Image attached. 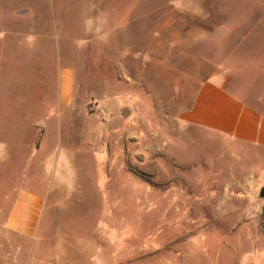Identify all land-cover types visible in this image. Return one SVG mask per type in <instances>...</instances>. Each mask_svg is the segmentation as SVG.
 <instances>
[{"label": "rangeland", "instance_id": "rangeland-1", "mask_svg": "<svg viewBox=\"0 0 264 264\" xmlns=\"http://www.w3.org/2000/svg\"><path fill=\"white\" fill-rule=\"evenodd\" d=\"M219 66L264 96V0H0V264H264V149L181 121Z\"/></svg>", "mask_w": 264, "mask_h": 264}, {"label": "crops", "instance_id": "crops-1", "mask_svg": "<svg viewBox=\"0 0 264 264\" xmlns=\"http://www.w3.org/2000/svg\"><path fill=\"white\" fill-rule=\"evenodd\" d=\"M196 29L209 32L205 28ZM117 44L118 50H121V43ZM243 88L242 82L234 79L229 67H216L199 81L190 107L182 114L181 121L200 130L264 149V96L249 93L246 96L253 95V98H244L246 91ZM67 99L63 97V100ZM60 135L58 131V139ZM63 155L69 159L68 151L58 142L50 159L57 162ZM43 207V196L28 190L20 191L9 213L7 226L21 236L34 237Z\"/></svg>", "mask_w": 264, "mask_h": 264}, {"label": "water", "instance_id": "water-1", "mask_svg": "<svg viewBox=\"0 0 264 264\" xmlns=\"http://www.w3.org/2000/svg\"><path fill=\"white\" fill-rule=\"evenodd\" d=\"M123 115L125 116L127 114V111L124 109L122 110ZM260 197H264V188L260 191Z\"/></svg>", "mask_w": 264, "mask_h": 264}]
</instances>
